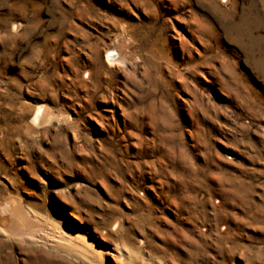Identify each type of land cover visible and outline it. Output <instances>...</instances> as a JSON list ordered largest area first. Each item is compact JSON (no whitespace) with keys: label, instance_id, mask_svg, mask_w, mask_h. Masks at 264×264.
I'll list each match as a JSON object with an SVG mask.
<instances>
[{"label":"rangeland","instance_id":"374dc122","mask_svg":"<svg viewBox=\"0 0 264 264\" xmlns=\"http://www.w3.org/2000/svg\"><path fill=\"white\" fill-rule=\"evenodd\" d=\"M7 208L0 264H264V0H0Z\"/></svg>","mask_w":264,"mask_h":264},{"label":"bare ground","instance_id":"6f19581e","mask_svg":"<svg viewBox=\"0 0 264 264\" xmlns=\"http://www.w3.org/2000/svg\"><path fill=\"white\" fill-rule=\"evenodd\" d=\"M11 209L12 208H7L4 211V214H6V216L3 217V218H0V226H2V228L6 232H8L10 234H13V235H18V234H22L23 235V233H24V234H26V236L27 235H30V237L31 236H34V234L31 233V232L30 233H27V231L24 232L23 230H20V222H22L21 219H23V218H22V216H20L19 212H17V215L15 214V212L14 213H11ZM8 213H10V214H8ZM8 216H10V217H8Z\"/></svg>","mask_w":264,"mask_h":264}]
</instances>
